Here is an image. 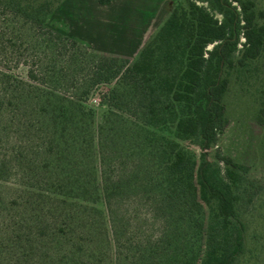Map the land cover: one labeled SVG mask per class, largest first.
I'll return each instance as SVG.
<instances>
[{
	"label": "trees",
	"instance_id": "obj_1",
	"mask_svg": "<svg viewBox=\"0 0 264 264\" xmlns=\"http://www.w3.org/2000/svg\"><path fill=\"white\" fill-rule=\"evenodd\" d=\"M3 1L35 29L29 49L38 59L27 62V81L18 80L0 108L19 104L23 121L28 111L38 142L57 159L53 210L64 220L54 230L61 236L53 262L253 264L257 238L248 220L264 187L220 142L233 80L258 104L264 128L257 1L176 0L135 61L92 51L49 26L65 0ZM12 82L0 77V86ZM100 86L108 89L97 123L88 101ZM141 207L159 228L150 237L129 226Z\"/></svg>",
	"mask_w": 264,
	"mask_h": 264
},
{
	"label": "rangeland",
	"instance_id": "obj_2",
	"mask_svg": "<svg viewBox=\"0 0 264 264\" xmlns=\"http://www.w3.org/2000/svg\"><path fill=\"white\" fill-rule=\"evenodd\" d=\"M175 1L65 0L47 24L76 37L92 51L135 61L164 25ZM256 1L258 10H264V0ZM34 34L33 25L22 12L0 0V77L4 73L13 76L12 86H0V103H9L17 81H27V62L38 59L29 49ZM107 89L108 86L98 87L88 101L97 112V123L104 112L100 108L101 94ZM226 105L230 125L220 147L226 155L249 167L248 178L264 187V128L256 122L258 104L243 94L233 80ZM5 106L0 108V264H58L52 260L57 253L53 243L61 234L54 235V230H58L64 217L53 210L59 202L51 189L57 159L38 142L39 130L30 125L29 112L23 121L18 116L23 111L19 104ZM252 212L249 233L257 238L252 243L257 253L253 264H264V192ZM139 214L137 222L134 219L129 225L131 230L139 225L141 231H148L147 237L155 235L159 228L154 226L147 208L141 207Z\"/></svg>",
	"mask_w": 264,
	"mask_h": 264
}]
</instances>
